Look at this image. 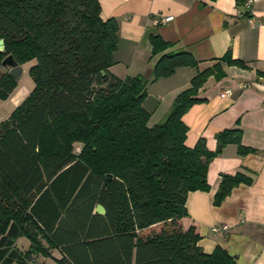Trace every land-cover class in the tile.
<instances>
[{"label":"trees","instance_id":"16d2710c","mask_svg":"<svg viewBox=\"0 0 264 264\" xmlns=\"http://www.w3.org/2000/svg\"><path fill=\"white\" fill-rule=\"evenodd\" d=\"M0 39V68L6 67V56L17 65L34 60L28 69L33 88L0 122V264H31L37 245L36 233H28V250L13 246L19 229L9 224L13 207L4 203L13 202L19 181L15 171L23 163L34 179L44 173L50 186H67L64 204L76 190L92 186L120 242L134 239L135 264H236L220 246L203 252L193 228L182 229L181 218L187 216L188 192L209 189L208 165L227 144H235L240 155L253 149L241 144L239 129L217 132L214 150L202 136L189 147L182 115L200 101L195 95L209 76L225 75L221 62L246 68L244 61L227 50L200 68L190 53L170 51V43L150 36L151 54L158 55L152 79L168 77L178 66L195 73L164 119L148 126L142 105L147 79L119 78L108 70L115 63L118 23L100 17L98 0H0ZM16 83L8 70L2 71L0 98L11 94ZM74 143L81 145L77 154ZM252 180L242 171L221 173L213 204Z\"/></svg>","mask_w":264,"mask_h":264},{"label":"crops","instance_id":"0c3cea01","mask_svg":"<svg viewBox=\"0 0 264 264\" xmlns=\"http://www.w3.org/2000/svg\"><path fill=\"white\" fill-rule=\"evenodd\" d=\"M98 3L100 17H113L118 23L115 63L108 70L119 78L142 75L147 79L142 105L149 113L148 126L164 119L175 96L189 86L195 73L189 66H178L170 76L152 79L158 55L151 54L150 36L170 43V51L190 53L200 68L212 64L227 50L232 58L247 64L242 68L221 62L225 75L218 79L209 76L195 95L200 101L182 115L188 127L187 146L192 147L202 136L207 148L214 150L217 132L239 129L241 144L253 151L240 155L237 146L229 143L210 161L206 173L209 189L188 192L187 216L181 218V226L183 230L193 228L198 235L196 245L205 253L220 246L235 257L236 264H264V0H252L249 5L245 0ZM166 16L172 19L163 22ZM29 92L25 87L14 89L10 94L14 106ZM224 92L228 93L222 95ZM7 118L0 117V122ZM78 149L80 143H74L73 153ZM21 166L15 171L19 181L13 190V202L4 203L13 207L9 224L19 229L13 244L17 250H28L32 245L28 233H36L31 264H135L134 239L120 242V235L106 217V208L94 200L92 186L76 190L64 204L67 186H50L51 178L44 173L35 180V173L32 175L25 163ZM236 171L250 175L252 183L233 187L214 205L220 174ZM40 181L43 185L38 189ZM98 205L104 208L102 213L95 211ZM223 224L227 230H211Z\"/></svg>","mask_w":264,"mask_h":264},{"label":"rangeland","instance_id":"374dc122","mask_svg":"<svg viewBox=\"0 0 264 264\" xmlns=\"http://www.w3.org/2000/svg\"><path fill=\"white\" fill-rule=\"evenodd\" d=\"M33 63H34V60H31V61H28L22 64L23 72L20 78L17 80L15 90L20 87H25L27 90L30 89L31 91L34 83H33L32 77L28 73V69L30 65H32ZM4 70H8V67L0 68V73ZM14 108L15 106L11 101L10 94L5 99L0 98V117L1 119H4L7 116H9Z\"/></svg>","mask_w":264,"mask_h":264},{"label":"water","instance_id":"95a60500","mask_svg":"<svg viewBox=\"0 0 264 264\" xmlns=\"http://www.w3.org/2000/svg\"><path fill=\"white\" fill-rule=\"evenodd\" d=\"M4 49V42L3 39H0V50ZM2 63L8 67V73L17 81L21 74H22V67L21 65H17L11 61L10 56H6ZM103 73V71H101ZM96 212L102 213L104 211V208L101 205L96 206L95 209Z\"/></svg>","mask_w":264,"mask_h":264},{"label":"built area","instance_id":"2783aa9c","mask_svg":"<svg viewBox=\"0 0 264 264\" xmlns=\"http://www.w3.org/2000/svg\"><path fill=\"white\" fill-rule=\"evenodd\" d=\"M251 2H252V0H245V5H249ZM171 19H172V16H166L163 18V22L169 21ZM227 93L228 92H224L222 95H225ZM78 151H79V149H78ZM227 228H228V226L223 224L221 227L213 226V227H211V230L213 232H219V231L227 230Z\"/></svg>","mask_w":264,"mask_h":264}]
</instances>
